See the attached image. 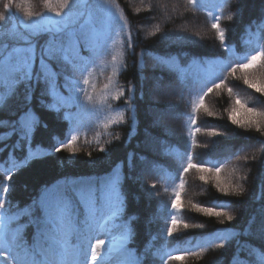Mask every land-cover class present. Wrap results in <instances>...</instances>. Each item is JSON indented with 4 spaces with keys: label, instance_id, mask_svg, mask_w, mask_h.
<instances>
[{
    "label": "trees",
    "instance_id": "trees-1",
    "mask_svg": "<svg viewBox=\"0 0 264 264\" xmlns=\"http://www.w3.org/2000/svg\"><path fill=\"white\" fill-rule=\"evenodd\" d=\"M5 2L0 0V12H3ZM94 2L104 3V0ZM15 3L22 5L19 10L13 7L17 19L24 18V11L33 13L29 22L36 24L56 17L49 10L47 0H15ZM108 3L127 20L134 47L129 48L124 43L126 31L121 32L119 23H113L104 36V46L97 49L100 54L92 57L95 67L89 79L95 88L91 85L85 88L86 95L93 99L89 102L86 95H81L82 109L73 106L61 109L59 114L46 112L40 106L42 97L37 88L31 106L46 119L48 127L37 130L32 146L34 150L42 146L46 153L14 173L11 190L0 213L14 215L35 203L37 207L33 208L32 215L39 216L38 202L51 195L53 189H63L66 182L97 181L115 171L121 177L120 191L126 200L118 223L128 224V218L134 217L130 222L131 236L124 249L139 264H264V150L257 143V140H264V133L241 129L233 125L228 116L237 96L248 107L264 111V95L248 88L239 78L242 75L239 71L235 77L223 71L227 66L247 62L251 55L264 51L262 0H197L195 6L188 0H173L166 8V19L156 8V0H108ZM57 4L58 0H51V7L55 8ZM150 5L153 6L151 10ZM172 10L174 16L170 15ZM213 15L220 16V26L225 30V43L230 50L222 48L218 34L212 28ZM229 15L232 20L228 19ZM189 20L193 25L187 24ZM184 25H189L187 30H183ZM19 32L36 44L38 52L48 39L41 27L35 30L21 27ZM189 32L198 33L191 35ZM0 43L11 47L23 41L9 33L8 25L0 24ZM113 56L120 69L115 75ZM205 62L212 63L217 74L226 76L223 88L214 89L204 97V105L212 116L204 108L193 111L200 89L207 83L202 70ZM250 72L264 80V68L256 67ZM73 76L81 79L79 73ZM109 77L112 84L106 103L111 110L101 101ZM157 78L172 84L174 94L165 101L155 102L154 98L151 103L150 83ZM117 86L124 90V96L119 100L112 98ZM229 87L233 89L231 97L227 91ZM133 88L135 97L131 103L134 111L125 103ZM23 91L22 85L0 87V94L5 97L0 103V119L14 121L20 116ZM61 92L68 94L63 88ZM51 100V97H43L44 103ZM168 103L173 108L163 113L176 114L178 138H166L162 133H167L168 128L154 124L149 114L151 110L162 113V105ZM65 111L79 113L80 123L77 131L72 133L78 136L74 144L75 155L67 148L59 153L52 150L69 138V122L61 118ZM119 116L124 117L123 122L112 124L111 121ZM197 128L200 131L197 132ZM7 131V127H0V133ZM212 131L220 134L210 135ZM145 134L154 140V145L145 143ZM16 140V136L0 138V180L5 167H11L14 162L10 151ZM100 147L106 152L99 151ZM248 147L252 149L246 150ZM26 151V146L16 149L15 158H23ZM253 155L255 159H252ZM189 156L193 164L213 171L202 173L192 168L185 173L183 169ZM244 157H248L247 161ZM143 164L149 165V170L142 178L139 169ZM216 166L221 168L220 179L242 185L243 194L219 193L215 186ZM201 175L206 177L205 181L200 180ZM181 180L184 181L183 189L179 187ZM144 183L148 184L147 188ZM177 191L181 193L179 211L171 207ZM193 205L227 212L234 219L228 221L225 217L207 216ZM173 217L177 226L173 235L168 236L167 228ZM28 220V216L20 215L9 227L15 229L27 225L21 229L20 236L31 243L34 228ZM185 223L188 228L184 227ZM261 225L263 229H259ZM122 231L117 228L107 234V250ZM72 241L81 244L82 238L74 235L69 243ZM83 243L86 245L87 240ZM220 244L223 247H219ZM15 254V250L9 253L7 248H0V262L16 264L12 260ZM5 256L7 260L3 259ZM174 256L184 259H172Z\"/></svg>",
    "mask_w": 264,
    "mask_h": 264
},
{
    "label": "snow or ice",
    "instance_id": "snow-or-ice-1",
    "mask_svg": "<svg viewBox=\"0 0 264 264\" xmlns=\"http://www.w3.org/2000/svg\"><path fill=\"white\" fill-rule=\"evenodd\" d=\"M188 2L195 6L197 0H188ZM47 4L49 10L56 17L62 18L58 20H53L51 17L47 18L45 21L47 26L43 28V32L48 34V39L39 47V52L36 44L29 37L22 36L19 32L21 27L27 30H35L40 27L35 22H29L32 20L33 13L24 11V18L17 19V13L13 12V7L19 10L22 5L15 3V0H6L3 4L4 10L0 12V24L8 25L9 33L23 41L22 44H13L11 47L8 44L0 43V87L22 85L24 89L20 95L23 108L20 116L14 121L0 119V127L8 128L7 132L0 133V138L17 137L10 151V156L14 162L11 167H5L3 179L0 180V209L5 207V198L11 190L14 173L22 170L34 158L46 153L42 146H37L35 150L32 146L37 130H46L48 127L46 119L31 106L37 88H40L42 97L40 106L46 112L59 114L61 109H71L73 106L82 109L80 96L86 95L85 86L91 85L89 77L95 67L92 57L100 54L97 49L104 46L105 33L112 29L114 21L119 22L121 32L126 31L124 43L129 48L134 47L127 20L110 11L111 5L108 0H104L103 4L96 3L94 0H58L55 8L51 7V0H47ZM152 7L150 5L149 10ZM164 7L166 9L167 5ZM66 9L67 11H65ZM98 12H103L104 16H98ZM228 19L232 20L233 17L229 15ZM213 21L212 28L218 34L222 48L226 51L230 50L225 43L226 33L220 26V16L213 15ZM116 59L115 56L112 57L113 75L120 70L116 65ZM161 61L167 63L163 58ZM256 67L264 68V51H258L255 55H251L247 62L227 66L223 71L233 77L239 71L242 74L239 78L243 79L248 88L264 95V80L257 79L250 72ZM202 70L207 83L201 87L198 94L199 99L193 106V111L204 108L205 112L212 116L213 113L204 105V97L214 89L223 88L226 84V76L217 74L214 71V65L210 62H205ZM74 73H79L81 79H75ZM111 84L112 80L109 77V83L104 85L105 91L101 97L102 103L105 107H109V110L111 109L106 101ZM91 86L93 89L95 88V85ZM61 88L65 89L68 94L63 95ZM129 91L132 95L125 98V103L134 111L131 101L135 97V89ZM227 91L230 97L233 96L231 87ZM45 96L51 97V102L44 103L43 97ZM123 96L124 90L117 86L116 95L112 98L119 100ZM86 99L91 102L93 97L86 95ZM4 100V95L0 94V103H3ZM172 108L173 106L169 104L162 105V114ZM78 115L79 113H72L71 111L64 112L61 118L69 122V138L56 144L52 149L53 151L59 153L67 148L72 155H75L77 149L74 148V144L78 136L72 133L77 131V126L80 123ZM228 116L231 123L238 125L241 129H255L258 133H264V111H257L254 107H248L242 103L239 96L236 97ZM123 119V116H119L111 123L117 124L123 122ZM192 123H196L195 119L192 120ZM105 127L108 125L106 124ZM196 131L198 132L200 129L197 128ZM219 134L216 131L210 133L213 136ZM116 139L119 137L117 136ZM257 143L261 145V150H264V140H257ZM24 146L27 148L26 155L17 160L15 151ZM6 147L7 145H5ZM99 151L106 152V149L100 147ZM255 158L253 155L252 159ZM244 159L247 161L248 157H244ZM192 168H196L202 173L213 171L212 168L193 164L192 157L189 156L187 166L183 171L187 173ZM214 171L215 186L219 193L237 196L243 194L242 185H232L220 179L221 168L219 166H216ZM241 179L246 178L241 177ZM200 180L205 181L206 177L201 175ZM120 185L121 177L115 171L102 180L99 185L91 181H73L70 184L66 182L63 189H53L51 195L45 196L38 202L39 216L32 215L33 208L37 207L35 203L23 212H17L14 215L0 213V248H7L9 253L15 250L16 254L12 256V260L16 264H88L87 257L89 255L93 262L100 259L98 251L104 248L106 241L102 238L97 239L95 246L85 245L83 241L90 239L93 232L109 234L112 229L120 228L123 229L122 234L115 240L112 250L118 251L124 259L118 260L116 264H139L138 260L129 258L130 253L124 249L125 243L131 236L130 222L134 217L128 218V224L118 223L126 204L123 193L120 191ZM179 187L180 189L184 188L183 180H181ZM175 196L171 207L173 210L179 211L181 210V193L177 191ZM193 207L207 216L225 217L228 221L234 219L227 212L218 211L215 208L199 205H193ZM20 215L28 216V224L34 228L31 243L20 236L21 229L27 225H20L15 229L9 227V224ZM176 226L177 220L173 217L171 225L167 228L168 236L173 235ZM194 226L203 227V225ZM184 227L188 228L189 225L185 223ZM74 235L82 238V243L76 248H72L69 243L70 237ZM218 246L223 247V244ZM69 257L71 258L69 259ZM3 259L7 260V256ZM172 259L182 260L184 257L174 256Z\"/></svg>",
    "mask_w": 264,
    "mask_h": 264
},
{
    "label": "rangeland",
    "instance_id": "rangeland-1",
    "mask_svg": "<svg viewBox=\"0 0 264 264\" xmlns=\"http://www.w3.org/2000/svg\"><path fill=\"white\" fill-rule=\"evenodd\" d=\"M156 3H157L156 8L159 9L161 14L163 15V18L166 19L165 11L167 9H165L164 6L167 5V8H168L169 4H173V0H169V1L168 0H156ZM100 4H103V3H100ZM261 8L264 9V0H262ZM110 11H112L116 16H121L120 11L116 7H114L112 5H111V8H110ZM174 14H175L174 10H172L170 15L174 16ZM97 15L103 17L104 13L103 12H98ZM51 18L53 20H58L56 17H51ZM46 20H47V18L42 20L38 25H40L41 28L46 27L47 26L45 24ZM113 23H119V22L118 21H114ZM187 24L193 25V21L189 20L187 22ZM189 25L188 26L184 25L183 26V30H187ZM197 33H194V32L190 33L189 32V34H191V35H197ZM149 93H150L149 96L152 99L151 103H153V99L154 98H156L155 102L165 101V99H167L168 97H170V96H172L174 94V90H173L172 84H170L168 82H163L161 79L157 78L156 80L155 79L151 80ZM170 105H172V104H170ZM149 114H150L151 118H153L154 124H157L159 127L162 126L164 128L165 127L168 128L167 129L168 130L167 133L166 132L162 133V134L166 135V138L171 139L170 138L171 136H174V137L178 138V136H177L178 135V130H177L178 122L175 121L176 120V114L175 113H163L162 114V113H155V111L151 110L149 112ZM145 143H147L149 145H154L155 144L154 140L151 137H149V135H147V134H145ZM251 149H252V147L251 148L248 147L246 150H251ZM147 170H149V165L143 164V166H141V168L139 169V171H140L139 176L143 178L146 175ZM144 184L146 185V188H147L148 184H146V183H144ZM262 227H263V225L259 226V229H263ZM100 238L106 239V234H101L99 232H93L91 234V238L88 240L87 245L90 244L91 246H95L96 240L100 239ZM112 249H114V247ZM112 249L110 251H108V252H105L104 248L99 250L98 251V257H100V259H98L95 262L91 261V257L89 255L87 257L88 264H116V262L118 260L124 259V257H122L121 254L118 251H115V250H112ZM70 258L71 257H69V259ZM81 259H83V257H81Z\"/></svg>",
    "mask_w": 264,
    "mask_h": 264
}]
</instances>
